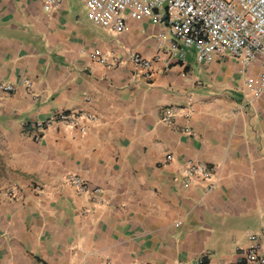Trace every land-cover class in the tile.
Listing matches in <instances>:
<instances>
[{
	"label": "crops",
	"instance_id": "1",
	"mask_svg": "<svg viewBox=\"0 0 264 264\" xmlns=\"http://www.w3.org/2000/svg\"><path fill=\"white\" fill-rule=\"evenodd\" d=\"M43 3L0 0V264H246L264 228V96H245L228 55L131 64L129 52L154 56L149 21L118 34L83 0L52 14ZM96 50L122 65L93 61ZM60 113L95 121L36 141L32 125ZM188 162L215 175L187 186ZM68 174L100 194L80 196Z\"/></svg>",
	"mask_w": 264,
	"mask_h": 264
},
{
	"label": "built area",
	"instance_id": "2",
	"mask_svg": "<svg viewBox=\"0 0 264 264\" xmlns=\"http://www.w3.org/2000/svg\"><path fill=\"white\" fill-rule=\"evenodd\" d=\"M88 11V20L97 27L114 33L129 29V22H151L158 29L153 58L137 53H127L126 60L150 72L162 54H169L180 63H185L189 52H194L202 65H210L224 56H231L245 76V96L258 99L264 96V0H83ZM63 0H44L46 13L59 10ZM144 33V30H142ZM90 58L108 68L122 65L119 56H109L99 50ZM262 64L258 74L246 72L258 60ZM27 83V82H26ZM3 89L2 86H0ZM13 87L6 88L11 91ZM179 111L165 110L164 121L170 126ZM92 115L60 113L47 120L36 121L32 127L37 131L36 141L51 128H66L84 132L94 123ZM169 160L172 158L169 157ZM184 182L193 184L196 178L210 180L215 169L203 163L188 162L184 166ZM67 183L80 196H98L99 189L91 187L75 174L67 175ZM215 186L210 188L213 189ZM12 196V193L9 194ZM176 224V227H179ZM250 247L246 250V264H264V228L249 236ZM194 264H204L202 259Z\"/></svg>",
	"mask_w": 264,
	"mask_h": 264
}]
</instances>
